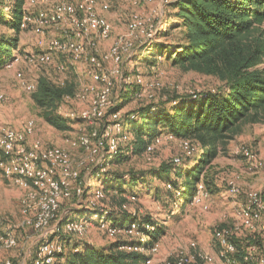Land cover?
Here are the masks:
<instances>
[{"label": "rangeland", "instance_id": "rangeland-1", "mask_svg": "<svg viewBox=\"0 0 264 264\" xmlns=\"http://www.w3.org/2000/svg\"><path fill=\"white\" fill-rule=\"evenodd\" d=\"M5 1L0 0V39H11L15 37L16 33L5 24V19L9 14V4ZM103 1L99 0V8ZM106 1L109 2L110 8L107 10L100 8L99 11L109 19L113 31L110 39L103 40L99 44V54L108 52L115 41L124 40L130 36L129 25L132 15L136 12L139 13L145 20L147 29L145 32H137L131 37L136 48L135 56H133V60L125 59L121 71L132 77L137 74L141 75L144 85L125 83L122 80L121 82L120 80L115 81L112 94L114 105L108 110L104 120L98 123L68 120L69 129L60 130L43 118V110L34 101V92H28L21 86L16 73L22 71L28 80L36 83L41 77L49 79L56 85L62 84V82L73 83L75 93L81 84L93 83V80L87 74L84 66L79 65L77 70L73 69L68 56L64 54L54 53L51 63L29 64L25 60V55L37 51L38 37L31 31L21 30L18 33V49L12 53L15 58L0 66V92L6 95V99L0 101V131L8 127L23 129L27 121L34 120L36 135L39 138L47 144L62 146L70 151L72 162L75 167H78L81 179L84 180L85 193L82 197L74 196L62 200L58 217L53 219L46 229L53 240H62L63 249L67 254L82 249L84 246L97 249L109 248L121 239L144 240L136 231L129 232L119 229L118 234L111 235L106 229L99 226L100 214H104L108 218L112 214L121 217L120 209L111 202L114 197L120 200L121 196L127 198L126 210L133 216H149L164 226L160 242L156 244L157 251L147 252L152 258V264H162L166 260H172L178 251L187 249L191 241H196L200 248L206 251L211 249L212 251L209 252L216 254L218 245L214 239L215 228L218 225L234 226L239 224L237 208L246 202V191L250 188L258 190L264 188V168L252 170L245 158L236 153L237 149L245 146L253 150L264 161V117L257 123L242 124L225 144L220 145L219 153L212 160L205 176V183L210 190L208 209L193 205L192 202L184 207L177 205L174 200L179 193L178 187L183 185L184 177L176 179L177 187L168 185L171 180H175V176L170 177V181L167 182L159 178L158 173L165 167L169 166V170L175 168L186 170L199 157V155L195 156L189 162L190 153L200 147L195 146V143H190V151L186 150L181 140L183 138L175 135L172 137L168 135L170 133H165L159 140H154L151 143L152 150H136L135 134L130 129V124H127L129 139L119 151V154L126 155L127 159L113 164L109 158L108 170L99 178L96 175L92 176L90 171L95 168V164L87 162L88 152L83 147L72 143L77 141L82 134L90 133L95 128L101 130L107 120L113 121L119 116L126 122L141 108L151 104L164 105L176 96L216 94L225 90V84L217 77L185 70L167 59L160 58L153 66L141 61L144 56L143 53L138 52L141 46L155 40H164L157 35L158 30L162 28L158 18L169 10V0L139 3H134V0ZM46 4L51 6L53 1L38 4L37 8ZM60 30H54L50 36L59 35ZM179 37L180 35L176 34L171 40H177ZM18 56L19 60H16ZM59 62L68 64L69 70L64 72L57 70L56 65ZM114 69L115 66L112 62L105 63V72L108 75L116 76L117 74L113 73ZM154 81H158L159 85L151 86ZM75 93L62 98L59 102L58 113L62 116L67 111L80 110L90 105L93 94H90L85 100H80L75 97ZM117 112H120L119 116H115ZM177 157L183 161L180 166L175 165ZM230 180L238 182L242 188L241 194L231 196L228 193L227 188ZM99 185L106 188V197L102 200H96L93 195L94 189ZM25 195L24 188L0 172V216L4 224H13L17 239V245L13 248L7 249L0 245V260L10 259L13 264H32L36 252L43 242L42 232L36 231L31 226L22 225V200ZM94 199L95 206L91 204ZM102 209L103 213H101ZM87 216L91 217V220L87 233L83 237L66 233L63 228L60 232L56 230L60 226L62 227L68 219ZM235 236L243 240L244 251L248 246L258 244L264 253V235L262 236L258 231L242 226ZM254 240L257 243H254ZM61 262L64 260L56 258L55 264ZM237 263L241 264L239 260Z\"/></svg>", "mask_w": 264, "mask_h": 264}, {"label": "built area", "instance_id": "built-area-1", "mask_svg": "<svg viewBox=\"0 0 264 264\" xmlns=\"http://www.w3.org/2000/svg\"><path fill=\"white\" fill-rule=\"evenodd\" d=\"M6 1L9 9L15 0ZM48 1L50 0H26L24 4L21 30L31 31L38 37L37 51L27 53L25 60L31 65L47 64L53 62L54 53H60L68 56L73 69L77 70L79 65L84 66L93 83L81 84L75 97L85 100L93 94L91 103L86 108L67 111L63 117L67 120L98 123L105 119L108 110L114 105L112 94L115 81L143 84L141 75L137 74L132 77L121 69L125 59L135 54L136 48L131 37L137 32H145L146 22L139 13H134L129 25L130 36L124 40L115 41L108 52L100 55L99 44L103 40L110 39L113 31L109 19L99 11L100 8L109 9V2L104 0L99 8V0H52L51 6L46 4L37 8L38 4H45ZM149 1L152 0H134V3ZM58 29H61L59 35L50 36L54 30ZM16 60H19V56ZM106 62L114 64L113 73L117 74L116 76L112 77L105 72ZM56 68L64 72L69 70V65L59 62ZM16 76L23 88L28 92H35L36 82L28 80L22 71H18ZM64 84L65 82H62V85ZM158 85V81L151 84V86ZM5 99L6 95L0 92V101ZM115 114L119 116L120 112ZM130 118H134V115ZM168 135L174 137L173 134ZM159 138L161 135L156 139L159 140ZM128 139L127 123L119 116L113 121L107 120L101 130L92 129L90 133L82 134L77 141L72 143L83 147L88 152L87 162L95 164V168L91 169L90 173L99 178L108 170L110 163L108 159L117 155ZM181 140L184 148L189 151V144L195 143L189 138ZM195 146L200 147L198 143H195ZM147 149L152 150V145L149 144ZM200 150L190 153V161L198 155ZM236 153L245 158L252 170L264 168V161L250 148L242 146L236 150ZM175 163L181 165L183 161L177 157ZM0 172L26 190L25 198L22 200V225L31 226L36 231L42 232L43 242L32 264H54L56 254L64 250V245L62 240H53L46 229L50 222L58 217L62 200L74 196L82 197L85 193L84 180L81 179L78 167H75L72 162L70 151L62 146L47 144L39 138L36 135L35 121L29 120L23 129L8 127L0 131ZM168 185L172 187L171 183ZM97 187L93 191L94 198L96 200L105 199V188L102 185ZM227 190L231 196L242 193L241 186L235 180L228 182ZM246 196V202L237 208L240 223L234 226L218 225L215 228L214 239L218 245L216 254L200 248L196 241H191L187 249L178 251L172 260H166L162 264H238L236 254L239 250L233 238L239 229L243 226L264 235V198L261 190L250 188L246 191ZM209 198L210 190L202 180L197 185L191 202L193 205L208 209ZM95 199L91 201L93 206H95ZM123 208H127V204H123ZM103 211L102 209L101 213ZM90 218L87 216L68 219L62 227L56 230L60 232L63 228L66 233L83 237L87 233ZM98 219L99 226L111 235L118 234L119 229L138 232L140 228L137 221L122 228L115 225L105 215L100 214ZM12 225L4 224L0 216V245L3 248H13L17 245ZM144 226L151 227L148 224ZM56 230L54 231L57 232ZM120 248L146 254L158 249L157 245L150 250L131 245H123ZM242 258L241 264H264V253L258 244L248 246ZM147 263L152 264V258H149ZM0 264H13V262L5 259L0 260Z\"/></svg>", "mask_w": 264, "mask_h": 264}, {"label": "trees", "instance_id": "trees-1", "mask_svg": "<svg viewBox=\"0 0 264 264\" xmlns=\"http://www.w3.org/2000/svg\"><path fill=\"white\" fill-rule=\"evenodd\" d=\"M25 2L15 0L8 9L5 24L16 35L0 39V66L13 60L12 53L18 49ZM168 8L158 18L162 28L157 35L164 40L141 46L138 50L144 55L141 61L153 66L158 59H167L185 70L217 77L225 84V90L216 94L176 96L164 105L151 104L141 108L126 123L135 134L136 150H146L165 133L189 138L200 145L198 159L186 170H169L167 166L158 173L166 182L175 176L169 182L175 187L176 179L184 177L174 200L184 207L192 201L199 182H206L207 170L218 155L220 145L242 124L257 123L264 117V0H169ZM176 34L180 37L172 41ZM36 86L33 98L43 110V118L60 130L69 129L68 120L58 113V105L62 98L74 95V84L56 85L41 77ZM125 159L126 155L118 153L109 160L117 164ZM261 194L264 198V188ZM111 202L120 209L121 217L112 214L109 219L122 228L137 221L140 238L145 239H121L109 248L84 246L68 254L63 250L56 254L57 259L64 260L59 264H148L150 255L120 247L131 245L150 250L160 242L164 226L149 216H133L123 208L126 197L121 196L120 200L114 197ZM146 224L151 227H145ZM233 240L239 250L236 258L241 262L243 240L237 236Z\"/></svg>", "mask_w": 264, "mask_h": 264}, {"label": "crops", "instance_id": "crops-1", "mask_svg": "<svg viewBox=\"0 0 264 264\" xmlns=\"http://www.w3.org/2000/svg\"><path fill=\"white\" fill-rule=\"evenodd\" d=\"M123 29H124V28H123ZM123 29H122V30H123ZM208 250H209V251H212L211 249H208Z\"/></svg>", "mask_w": 264, "mask_h": 264}]
</instances>
